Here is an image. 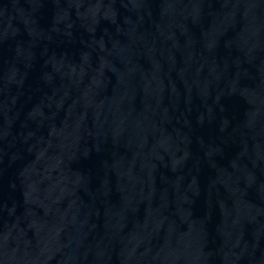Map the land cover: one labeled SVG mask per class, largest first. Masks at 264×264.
<instances>
[{
	"label": "water",
	"instance_id": "water-1",
	"mask_svg": "<svg viewBox=\"0 0 264 264\" xmlns=\"http://www.w3.org/2000/svg\"><path fill=\"white\" fill-rule=\"evenodd\" d=\"M0 264H264V0H0Z\"/></svg>",
	"mask_w": 264,
	"mask_h": 264
}]
</instances>
